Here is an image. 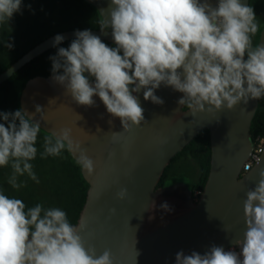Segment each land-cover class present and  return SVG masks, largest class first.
Masks as SVG:
<instances>
[{
    "label": "clouds",
    "instance_id": "obj_1",
    "mask_svg": "<svg viewBox=\"0 0 264 264\" xmlns=\"http://www.w3.org/2000/svg\"><path fill=\"white\" fill-rule=\"evenodd\" d=\"M20 10L21 0H0V24ZM107 12L105 19L100 11L99 28H111L115 46L87 29L76 31L70 46L50 57L52 79L78 105L94 106L93 97L98 96L107 112L121 120L124 131L147 122L134 93L143 90L145 101L162 105L154 94L161 84L183 93L177 103L193 114L204 112L206 106L210 113L232 110L264 97V44L254 45L252 39L260 25L253 7L241 0H218L216 7L208 0H111ZM63 39L57 35L54 46ZM36 113L40 120L34 119ZM0 119V168L11 167L8 183L20 188L17 178L25 174L38 182L30 161L37 156L40 121L46 119L42 109L4 112ZM63 151L93 174L94 161L73 139L71 128L46 135L41 157ZM243 169L249 172L253 164L245 162ZM259 175L255 188L246 193V230L236 241L239 251L216 245L203 255L180 251L175 264H264V170ZM116 195L125 199L127 189ZM161 208L170 210L167 203ZM0 264H113V257L110 250L97 256L94 247H86L64 210L40 203L26 209L23 200L0 190Z\"/></svg>",
    "mask_w": 264,
    "mask_h": 264
},
{
    "label": "water",
    "instance_id": "obj_2",
    "mask_svg": "<svg viewBox=\"0 0 264 264\" xmlns=\"http://www.w3.org/2000/svg\"><path fill=\"white\" fill-rule=\"evenodd\" d=\"M84 1L99 13L104 10L105 19L109 18L111 0ZM208 2L213 7L218 4V0ZM241 3L247 6L250 0ZM83 30L64 31L38 44L0 75V85ZM89 31L114 44L111 28ZM57 35L64 39L54 46ZM259 43L264 44V28ZM154 94L164 101L162 105L145 101L143 90L134 93L147 122L130 126L128 131L118 117L107 112L98 96L93 97L94 106L78 105L52 76L29 80L20 98L22 111L34 113L40 106L46 117L40 121L41 129L46 133L71 128L73 139L81 142L94 161L91 176L82 169L89 190L75 226L85 246L94 247L97 256L110 250L113 264H175L177 252L203 255L213 245L228 251L243 239L246 193L255 188L264 170L263 153L260 163L242 174L254 147L250 131L259 99L211 113L206 106L204 112L193 114L177 103L183 93L170 86L161 84ZM34 119L40 120V114ZM206 130L210 132L211 169L199 200L195 201L186 183L158 187L172 159ZM122 188L127 189V196L120 200L116 194ZM164 203L170 210L161 208Z\"/></svg>",
    "mask_w": 264,
    "mask_h": 264
},
{
    "label": "trees",
    "instance_id": "obj_3",
    "mask_svg": "<svg viewBox=\"0 0 264 264\" xmlns=\"http://www.w3.org/2000/svg\"><path fill=\"white\" fill-rule=\"evenodd\" d=\"M250 6L253 7L260 25V31L252 38L256 45L264 28V0H250ZM101 19L97 9L84 0H21V10L14 13L8 23L0 24V75L38 44L55 34L68 30H101ZM72 41L44 53L1 84L0 113L21 110L20 98L27 82L39 76H52L50 57L56 55L58 48H68ZM103 42L110 47L115 46L113 43ZM6 44L12 46L7 47ZM60 72L62 73V69ZM0 123L4 121L0 119ZM250 134L253 141L257 136L264 137V97L259 99ZM46 135L49 134L41 129L36 143L37 156L30 161L38 182L25 174L17 178L22 186L14 189L8 183L12 174L11 167H3L0 168V190L10 197L23 200L26 209L37 203L45 208H60L66 212L69 222L76 225L86 202L89 184L82 174V167L67 151L59 156L41 157ZM211 156L210 132L206 130L172 159L159 186L171 181L184 182L181 180L184 177L193 184V189L189 187L190 190L201 195L208 181Z\"/></svg>",
    "mask_w": 264,
    "mask_h": 264
},
{
    "label": "built area",
    "instance_id": "obj_4",
    "mask_svg": "<svg viewBox=\"0 0 264 264\" xmlns=\"http://www.w3.org/2000/svg\"><path fill=\"white\" fill-rule=\"evenodd\" d=\"M218 5V4H217ZM254 147H253V151L250 155V158L247 162H250L253 164V167L256 165V161L260 160L263 153H264V137L262 136H257L254 141H253ZM248 172H245L244 169L242 171V174H246ZM200 193L199 192H195L194 193V199L195 201H198L200 198ZM236 250L237 252L239 251V246L238 244H235L231 247H229L228 250Z\"/></svg>",
    "mask_w": 264,
    "mask_h": 264
},
{
    "label": "rangeland",
    "instance_id": "obj_5",
    "mask_svg": "<svg viewBox=\"0 0 264 264\" xmlns=\"http://www.w3.org/2000/svg\"><path fill=\"white\" fill-rule=\"evenodd\" d=\"M263 25H264V21H263ZM181 180L184 181V183H186L189 187H191V189H193V184L191 183V180L181 177Z\"/></svg>",
    "mask_w": 264,
    "mask_h": 264
},
{
    "label": "flooded vegetation",
    "instance_id": "obj_6",
    "mask_svg": "<svg viewBox=\"0 0 264 264\" xmlns=\"http://www.w3.org/2000/svg\"><path fill=\"white\" fill-rule=\"evenodd\" d=\"M180 182H182V181H178V182L171 181V182H169L168 184L163 185V186H159V185H158V187H167V186L174 185V184H176V183H180ZM182 183H184V182H182Z\"/></svg>",
    "mask_w": 264,
    "mask_h": 264
}]
</instances>
